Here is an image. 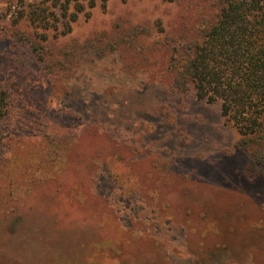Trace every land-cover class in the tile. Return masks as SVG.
Listing matches in <instances>:
<instances>
[{
  "label": "rangeland",
  "instance_id": "374dc122",
  "mask_svg": "<svg viewBox=\"0 0 264 264\" xmlns=\"http://www.w3.org/2000/svg\"><path fill=\"white\" fill-rule=\"evenodd\" d=\"M35 1L0 0V264H264V178L172 87L212 0H96L57 37L13 24Z\"/></svg>",
  "mask_w": 264,
  "mask_h": 264
},
{
  "label": "trees",
  "instance_id": "16d2710c",
  "mask_svg": "<svg viewBox=\"0 0 264 264\" xmlns=\"http://www.w3.org/2000/svg\"><path fill=\"white\" fill-rule=\"evenodd\" d=\"M95 5L96 0H37L23 3L12 22L24 20L63 36ZM212 6L214 18L198 37L173 48V91L192 90L198 100L218 103L239 133L238 147L249 151L248 174L264 178V0H212ZM4 69L0 65V118L12 103L13 77H3Z\"/></svg>",
  "mask_w": 264,
  "mask_h": 264
}]
</instances>
